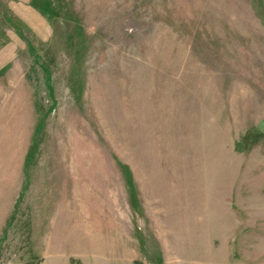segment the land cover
I'll use <instances>...</instances> for the list:
<instances>
[{
  "label": "rangeland",
  "instance_id": "1",
  "mask_svg": "<svg viewBox=\"0 0 264 264\" xmlns=\"http://www.w3.org/2000/svg\"><path fill=\"white\" fill-rule=\"evenodd\" d=\"M0 264H264V0H0Z\"/></svg>",
  "mask_w": 264,
  "mask_h": 264
}]
</instances>
